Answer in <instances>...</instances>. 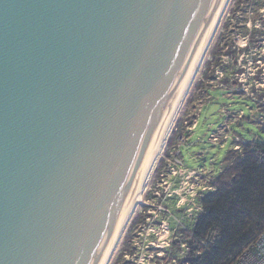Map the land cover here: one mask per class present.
<instances>
[{"label": "water", "instance_id": "95a60500", "mask_svg": "<svg viewBox=\"0 0 264 264\" xmlns=\"http://www.w3.org/2000/svg\"><path fill=\"white\" fill-rule=\"evenodd\" d=\"M224 0H0V264H104Z\"/></svg>", "mask_w": 264, "mask_h": 264}, {"label": "rangeland", "instance_id": "374dc122", "mask_svg": "<svg viewBox=\"0 0 264 264\" xmlns=\"http://www.w3.org/2000/svg\"><path fill=\"white\" fill-rule=\"evenodd\" d=\"M263 125L264 0H231L110 264L187 258L201 190L215 191L229 152L239 155L244 142L264 140Z\"/></svg>", "mask_w": 264, "mask_h": 264}, {"label": "trees", "instance_id": "16d2710c", "mask_svg": "<svg viewBox=\"0 0 264 264\" xmlns=\"http://www.w3.org/2000/svg\"><path fill=\"white\" fill-rule=\"evenodd\" d=\"M244 144L239 155L228 153L215 191L200 198L190 254L178 264H232L264 233V140Z\"/></svg>", "mask_w": 264, "mask_h": 264}, {"label": "bare ground", "instance_id": "6f19581e", "mask_svg": "<svg viewBox=\"0 0 264 264\" xmlns=\"http://www.w3.org/2000/svg\"><path fill=\"white\" fill-rule=\"evenodd\" d=\"M230 1L231 0H224L223 3L221 4V8L217 14V18H216V20H215V22L211 28V31L209 32V34H208V36L204 42L200 56H199V58L196 62V65H195V67H194V69L190 75L189 81H188V83L184 89V92L181 96V99H180L173 115L170 118V121H169L167 128L163 134V137L159 143V146H158L155 154L153 155V157L151 159L150 165H149L146 173L144 174V177H143V179L139 185V188H138V190L134 196V199H133V201H132V203H131V205H130L127 213H126V216H125V218H124V220H123V222L119 228V231H118V233H117V235L113 241V244H112V246L108 252V255L106 257L104 264H110L111 263L110 261H112L111 259L113 258V255L115 254L116 249L119 247V245L122 241L123 235H124L128 225H129L133 215L137 211L138 207L143 204L144 194L146 191V187L149 184L151 175L156 168L158 160L161 158L162 152H163L165 145H166V143H167V141L171 135L173 127H174V125L177 121V118L179 116V113H180V111H181V109H182V107H183V105H184V103L188 97V94H189V92H190L199 72H200L204 58H205V56H206V54H207V52L211 46L212 41L214 40V37H215V35L219 29L220 22L224 16V13H225Z\"/></svg>", "mask_w": 264, "mask_h": 264}, {"label": "built area", "instance_id": "2783aa9c", "mask_svg": "<svg viewBox=\"0 0 264 264\" xmlns=\"http://www.w3.org/2000/svg\"><path fill=\"white\" fill-rule=\"evenodd\" d=\"M249 112L250 115L254 114V111L251 109H249ZM214 135H212L213 137L211 139L213 143L214 142L218 143V140L216 137H214ZM225 140L227 141V138ZM235 142H241V138L237 137L235 139ZM234 149L238 150L239 147H234ZM180 165L182 166V164ZM210 190H211L210 187L203 188L201 190V197L204 194L208 193ZM198 216L199 215H197V218ZM183 259H186V257H184ZM177 263H178L177 259H174L170 264H177ZM232 264H264V233L261 234L256 241H254L249 246H247L246 249L232 262Z\"/></svg>", "mask_w": 264, "mask_h": 264}, {"label": "flooded vegetation", "instance_id": "af4514ba", "mask_svg": "<svg viewBox=\"0 0 264 264\" xmlns=\"http://www.w3.org/2000/svg\"><path fill=\"white\" fill-rule=\"evenodd\" d=\"M168 246H169V244H168ZM173 246H174V244H173ZM169 247H170V246H169ZM167 248H168V247H167ZM167 248H166V249H167ZM171 251H172V249H171ZM171 251H170V252H171ZM168 252H169V250H168ZM168 252H167V253H168ZM170 254H172V253H170ZM169 256H170V255H169Z\"/></svg>", "mask_w": 264, "mask_h": 264}]
</instances>
